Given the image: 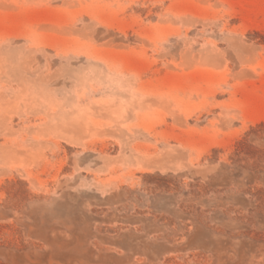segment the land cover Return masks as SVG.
I'll use <instances>...</instances> for the list:
<instances>
[{"label": "rangeland", "instance_id": "374dc122", "mask_svg": "<svg viewBox=\"0 0 264 264\" xmlns=\"http://www.w3.org/2000/svg\"><path fill=\"white\" fill-rule=\"evenodd\" d=\"M0 264H264V0H0Z\"/></svg>", "mask_w": 264, "mask_h": 264}]
</instances>
